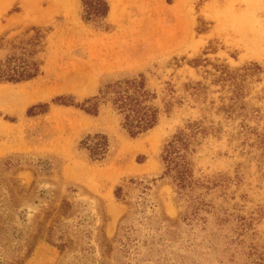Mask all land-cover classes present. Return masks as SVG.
<instances>
[{"label": "rangeland", "instance_id": "374dc122", "mask_svg": "<svg viewBox=\"0 0 264 264\" xmlns=\"http://www.w3.org/2000/svg\"><path fill=\"white\" fill-rule=\"evenodd\" d=\"M106 1L107 17L85 22L80 0H0V62L23 52L31 27L42 34L39 73L0 82V264H264V154L249 145L253 136L237 135L240 117L217 111L219 87L205 69L188 63L264 67L224 23L240 16L264 34V0ZM140 73L159 93L167 82L180 91L202 81L206 101L187 98L134 137L107 107H37L60 96L81 102ZM254 79L245 101L264 107V78ZM199 119L214 130L187 160L208 187L190 196L163 173L161 152ZM95 133L109 141L96 160L80 146ZM192 199L202 202L195 216Z\"/></svg>", "mask_w": 264, "mask_h": 264}, {"label": "trees", "instance_id": "16d2710c", "mask_svg": "<svg viewBox=\"0 0 264 264\" xmlns=\"http://www.w3.org/2000/svg\"><path fill=\"white\" fill-rule=\"evenodd\" d=\"M82 5L81 19L85 22L104 20L107 17L109 6L106 0H80ZM33 32L26 46H21L20 55L10 56L0 62V82H20L29 80L39 73V63L34 58L42 38L40 29L31 27ZM203 62V64H202ZM193 67H203L205 78L211 85L218 86L217 111L222 112L226 119L240 117L236 128L238 136L243 142L253 136L250 146L260 149L264 154V107L247 106L245 97L248 95L249 84L254 80L264 78V67L256 63H249L237 68H229L223 63H211L207 59H193L188 61ZM210 66L207 68V66ZM161 93L150 89L145 75L116 79L104 82L96 94L83 99L81 102L72 101L65 97H56L50 103L37 105L39 110H45L50 104L73 106L90 115H97L102 107L109 108L120 121L121 127L132 137L145 133L156 126L162 114L171 113L175 105H181L187 98L195 101H206V86L202 81L185 82L178 91L176 86L167 82ZM162 94V95H160ZM264 102V90L257 97ZM210 106L214 101H209ZM33 107L28 109L32 113ZM256 120L255 126H250L248 121ZM211 125H205L203 120H195L177 130L164 144L161 159L164 163V174L171 177L179 193L192 196L197 186H205L204 181L193 179L187 151L189 146L198 138L204 137L213 131ZM80 146L87 149L91 159H101L108 151L109 141L105 134L95 133L87 135L80 141ZM209 181V180H208ZM213 183V182H212ZM201 201L192 199L191 215L195 216Z\"/></svg>", "mask_w": 264, "mask_h": 264}, {"label": "bare ground", "instance_id": "6f19581e", "mask_svg": "<svg viewBox=\"0 0 264 264\" xmlns=\"http://www.w3.org/2000/svg\"><path fill=\"white\" fill-rule=\"evenodd\" d=\"M230 17L231 16H229L227 21L224 23L227 24L230 29L232 28V31L234 30L236 32V34L239 36L237 39H240L239 41L243 42V45L246 48L245 50L248 52V54L264 56V34H262V32L261 34L257 33L258 31L255 32L254 30L256 29L252 30L250 28L251 26L249 27L247 24L248 22L246 23L244 22L245 20L243 21L241 19L242 17L235 16L231 19ZM247 19L249 20L250 18ZM249 23L251 24L252 21Z\"/></svg>", "mask_w": 264, "mask_h": 264}]
</instances>
